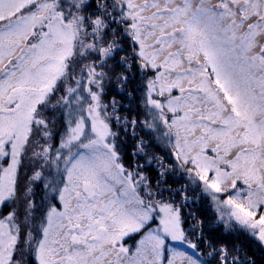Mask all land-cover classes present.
<instances>
[{
    "label": "snow or ice",
    "instance_id": "obj_1",
    "mask_svg": "<svg viewBox=\"0 0 264 264\" xmlns=\"http://www.w3.org/2000/svg\"><path fill=\"white\" fill-rule=\"evenodd\" d=\"M0 264H264V0H0Z\"/></svg>",
    "mask_w": 264,
    "mask_h": 264
}]
</instances>
